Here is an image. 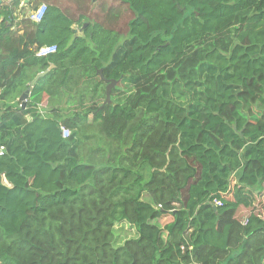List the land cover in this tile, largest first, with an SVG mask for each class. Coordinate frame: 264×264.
Segmentation results:
<instances>
[{"label":"trees","instance_id":"trees-1","mask_svg":"<svg viewBox=\"0 0 264 264\" xmlns=\"http://www.w3.org/2000/svg\"><path fill=\"white\" fill-rule=\"evenodd\" d=\"M46 2L0 29V264H264V0Z\"/></svg>","mask_w":264,"mask_h":264},{"label":"crops","instance_id":"crops-1","mask_svg":"<svg viewBox=\"0 0 264 264\" xmlns=\"http://www.w3.org/2000/svg\"><path fill=\"white\" fill-rule=\"evenodd\" d=\"M46 1L47 0H0V29L5 30V32L9 30L10 32L14 33L15 36L19 39L18 45L24 48V45L27 42H30V40L34 37L35 33L37 32L36 26H29L27 23H36L31 19V15L40 5L47 4L48 7L52 6V2ZM11 14H13L12 20H10L11 18L9 17V15ZM72 29L75 30L76 37H83V33L78 29L77 26L74 25ZM20 37L23 38L21 39ZM3 39L5 40V43L8 42V35ZM0 49H2L0 50V53H3V56L9 55V53L4 51V48L0 47ZM34 49L35 46L33 45L29 47V50ZM47 73L48 71L38 73L35 79L28 84L29 88L26 91L31 90L37 84V82H39L41 78L35 83L34 86H32L33 82L39 75L45 76ZM119 84L120 82H118V85ZM45 107L46 102L44 103L42 108L45 109ZM234 185L235 181L232 183V186ZM228 198H231V194L228 196Z\"/></svg>","mask_w":264,"mask_h":264},{"label":"built area","instance_id":"built-area-1","mask_svg":"<svg viewBox=\"0 0 264 264\" xmlns=\"http://www.w3.org/2000/svg\"><path fill=\"white\" fill-rule=\"evenodd\" d=\"M47 5H40L35 11L34 13L31 15V19L36 22V23H41L44 18H45V15L47 13ZM57 50V47L56 46H46V47H43L38 55L40 57H45V56H49L53 53H55ZM61 133H62V137L64 139H68L70 138L71 136V131L68 129V128H65V127H62L61 128ZM3 152H4V148H1L0 149V155H3ZM217 206H221V203H216Z\"/></svg>","mask_w":264,"mask_h":264},{"label":"water","instance_id":"water-1","mask_svg":"<svg viewBox=\"0 0 264 264\" xmlns=\"http://www.w3.org/2000/svg\"><path fill=\"white\" fill-rule=\"evenodd\" d=\"M48 72H49V71H48ZM98 73H99V75H100L102 81H104V82L106 83V85H107V88H106V101H105V103L103 104V108H104L105 106L111 104V102H112V92H113V90L116 88L118 82H117V81H114V80H108V79H106V78L104 77V75H103V71H102V70H99ZM43 76H44V75H39V76L36 78V80L33 82L32 86H34L35 83H36L40 78H42ZM30 94H31V90H28V91H26V92L22 95V97H21V99H20V101L22 102V109H23V110L26 109V107H27V100H28V98L30 97Z\"/></svg>","mask_w":264,"mask_h":264},{"label":"rangeland","instance_id":"rangeland-1","mask_svg":"<svg viewBox=\"0 0 264 264\" xmlns=\"http://www.w3.org/2000/svg\"><path fill=\"white\" fill-rule=\"evenodd\" d=\"M123 22L124 23H126L127 22V19H124L123 20ZM123 33V32H122ZM81 85V84H80ZM77 86H79L78 84H72V90L73 91H75V90H78L76 87ZM86 86V85H85ZM85 86H83L82 88H84ZM90 87L87 85L86 86V90H88ZM106 101V100H105ZM103 108V106H101L98 110H100V109H102ZM125 230V229H124ZM130 232H132V231H130ZM130 232H126V230L122 233V234H120V239H119V242H122L123 240H125L126 238H129L130 236H133V233H130Z\"/></svg>","mask_w":264,"mask_h":264},{"label":"clouds","instance_id":"clouds-1","mask_svg":"<svg viewBox=\"0 0 264 264\" xmlns=\"http://www.w3.org/2000/svg\"><path fill=\"white\" fill-rule=\"evenodd\" d=\"M99 71V70H98ZM103 71V70H102ZM99 74V73H98ZM103 75H104V73H103ZM101 78V77H100ZM107 79V78H106ZM102 80V79H101ZM108 80H112V79H108ZM115 81V80H114ZM104 82V81H103ZM105 83V82H104ZM105 85H106V83H105ZM118 85V84H117ZM117 87V86H116ZM106 88H107V85H106ZM116 89V88H115ZM114 89V90H115ZM31 95V94H30ZM29 99V98H28ZM28 101V100H27Z\"/></svg>","mask_w":264,"mask_h":264}]
</instances>
